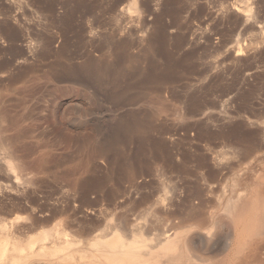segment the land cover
<instances>
[{"label":"rangeland","instance_id":"rangeland-1","mask_svg":"<svg viewBox=\"0 0 264 264\" xmlns=\"http://www.w3.org/2000/svg\"><path fill=\"white\" fill-rule=\"evenodd\" d=\"M142 246L264 264V0H0V263Z\"/></svg>","mask_w":264,"mask_h":264},{"label":"bare ground","instance_id":"bare-ground-1","mask_svg":"<svg viewBox=\"0 0 264 264\" xmlns=\"http://www.w3.org/2000/svg\"><path fill=\"white\" fill-rule=\"evenodd\" d=\"M121 11V10H120ZM124 11V10H123ZM123 13V12H122ZM104 40V39H103ZM103 47V46H102ZM101 48V47H100ZM99 49V48H98ZM104 49V48H103ZM102 50V49H101ZM153 196V195H152ZM146 198V197H145ZM142 202V201H141ZM144 202V201H143ZM142 204V203H141ZM174 215V214H173ZM173 217V216H172ZM183 219V218H182ZM128 220V219H127ZM178 220V219H177ZM168 221V220H167ZM170 221V220H169ZM172 221V220H171ZM184 221V220H183ZM182 222V221H181ZM181 222H178V224L180 223V225H181ZM126 223V222H125ZM175 224V223H174ZM164 225H166V224H164ZM163 225V226H164ZM186 225V224H185ZM168 226V225H167ZM174 226V225H173ZM127 227H129V226H127ZM153 228V227H152ZM167 228H169V227H167ZM180 228V227H179ZM178 228V229H179ZM171 229V228H170ZM173 229V228H172ZM175 229V228H174ZM177 229V228H176ZM175 229V230H176ZM166 230V229H165ZM165 230H163V233H162V231H161V233L163 234H161L162 236V238L163 237H168V235H170V233L169 234H167V230L165 231ZM169 230V229H168ZM153 231V230H152ZM154 232V231H153ZM157 232V231H156ZM156 232H154V234L156 233ZM157 234V233H156ZM153 235V234H152ZM172 235V234H171ZM192 235H193V233H192ZM191 235V236H192ZM154 237V236H153ZM157 237H159V236H157ZM161 238V239H162ZM190 238V237H189ZM201 238V237H200ZM199 238V240H197L196 242H198L196 245L198 246V245H201V243H202V239H200ZM160 239V240H161ZM158 241V240H157ZM156 241V242H157ZM162 241H164V240H161V242ZM167 241V240H166ZM160 242V243H161ZM188 242H191L192 243V245H193V242H194V239L192 240V239H190ZM195 243V242H194ZM159 244V243H158ZM157 244V245H158ZM130 247V245H126L125 247L123 246L122 247V244L121 245H118V247H117V249L120 251V252H122V251H124V249L123 248H126V247ZM145 246H146V243H145ZM194 246V245H193ZM131 247H133V248H136V245H131ZM148 247V246H147ZM150 247V246H149ZM151 247H153V246H151ZM195 247V246H194ZM202 247V246H201ZM193 248V247H192ZM197 248V247H196ZM201 249V248H200ZM205 251V250H204ZM203 252V251H202ZM207 252V251H206ZM158 253H160V252H158ZM149 255V250L146 248H144L143 246L141 247V249L140 250H138V249H136V250H132L131 252H130V254H129V256H128V259L130 260V262H132L133 264H138V263H141V262H144L145 260H146V257ZM176 256V255H175ZM174 258H176V257H174ZM174 258L172 259V260H170V259H168L169 260V262L171 261V263H168V260H167V264H172V261L174 260ZM150 260H152L151 258H149ZM177 259V258H176ZM166 260V259H165ZM154 260H152V262H153ZM162 261V260H161ZM176 261V260H175ZM155 263L157 262V260L156 261H154ZM160 262V261H159ZM164 262V261H163ZM166 262V261H165ZM151 263V262H150ZM174 263V262H173ZM1 264V263H0ZM153 264V263H152ZM157 264V263H156ZM158 264H160V263H158ZM178 264V263H177Z\"/></svg>","mask_w":264,"mask_h":264}]
</instances>
